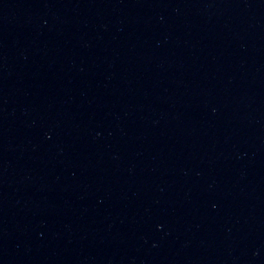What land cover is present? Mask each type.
<instances>
[{"label":"water","instance_id":"1","mask_svg":"<svg viewBox=\"0 0 264 264\" xmlns=\"http://www.w3.org/2000/svg\"><path fill=\"white\" fill-rule=\"evenodd\" d=\"M0 264H264V0H0Z\"/></svg>","mask_w":264,"mask_h":264}]
</instances>
